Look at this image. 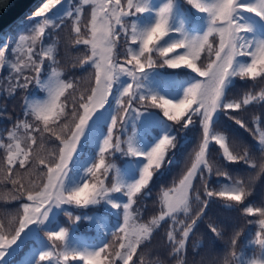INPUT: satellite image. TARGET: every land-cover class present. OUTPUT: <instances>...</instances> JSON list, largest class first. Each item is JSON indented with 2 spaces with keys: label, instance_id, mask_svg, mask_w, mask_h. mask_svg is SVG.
<instances>
[{
  "label": "snow or ice",
  "instance_id": "6c2138e0",
  "mask_svg": "<svg viewBox=\"0 0 264 264\" xmlns=\"http://www.w3.org/2000/svg\"><path fill=\"white\" fill-rule=\"evenodd\" d=\"M65 2L46 0L34 12L39 19L31 29L18 34L11 48L7 40L0 44V70L7 68L13 83L8 91L35 86L45 93L43 99L29 93L22 118L0 137V185L8 187L0 201L18 202L15 214L0 215V264H9L29 240L39 246L23 264H145L144 248L165 224L168 255L175 264H187L190 237L217 198L249 218L255 230L246 243L261 253H238L243 233L236 230L223 264H230L229 257L235 264H264V202L253 206L245 182L214 172L209 162L211 146L226 163L264 172V162L258 165L248 150L230 149L226 126L247 129L243 111L264 104V89L229 99L240 81L264 82V0ZM65 20L71 22L70 46H83L85 53L67 71L58 67V44L49 35L65 27ZM89 68L88 87L81 89L72 75ZM161 69L183 70L189 78L172 94L151 84L164 77ZM261 125L264 120L254 117L253 135L264 153ZM192 129L201 138L190 166L178 183L161 189L156 214L145 220L133 206L151 195L154 177L173 163L178 137ZM118 155L131 158L127 169L115 163ZM213 176L228 183L214 189ZM95 206L115 213L118 223L101 229L114 243L79 246L73 234L80 222L99 226L105 217L76 210ZM61 212L67 227L54 223ZM208 228L222 236L217 226Z\"/></svg>",
  "mask_w": 264,
  "mask_h": 264
},
{
  "label": "trees",
  "instance_id": "16d2710c",
  "mask_svg": "<svg viewBox=\"0 0 264 264\" xmlns=\"http://www.w3.org/2000/svg\"><path fill=\"white\" fill-rule=\"evenodd\" d=\"M70 6H82L81 0H66L65 7ZM60 10L63 11V9ZM35 11L36 9L33 10L31 14L29 13L25 16L23 18L24 21L21 19L23 22L27 21L28 23L26 25V30H18L15 32L14 29L9 35L7 41L9 42L10 48L14 44L17 35L26 33L39 19L34 17L33 14ZM87 16L88 11L86 10L84 18L87 19ZM18 23L19 21L16 24ZM64 24L66 26L61 30H49V35L51 39L58 44V67L64 68L65 71H67V65L69 62L75 61L77 57H83L85 53L83 46H81L79 51L74 50L70 46L71 22L65 20ZM47 42L50 41L46 38V43ZM47 65L48 62L46 61V70ZM159 71L165 75L163 78L157 77L156 80L152 81V86L164 87L172 94L177 93L183 83L189 78L186 74H182L183 70L180 72H174V70L161 69ZM91 76V68H89L88 71L77 69L74 70L72 79L78 81V86L83 89L88 87V81L91 79ZM7 77L8 69L5 68L0 70V137H6L7 132L13 129L14 123L22 118L24 100L28 97L29 93L38 99H43L45 96V93L37 89L35 86L29 87L27 91L18 90L13 95L8 91L13 87V83L7 79ZM261 89H264V82L240 81L237 87L229 93V99H239L247 92L255 94ZM254 117H260L264 120V104L259 102L254 103L243 111L242 118L247 125V129L240 128L238 125H235L234 122H228L226 126L229 129L228 137L230 149L238 154H242L245 149L248 150L252 158L259 165L261 162H264V153H261L257 149V141L253 135ZM261 127H264V125H261ZM152 135H155V130ZM200 138V133L196 129H192L187 133H182L181 137H178L180 143L174 150V153H172L173 163L170 166H166L162 170V174H157L154 177L153 183L149 186L151 189V195L147 197L141 196L138 198L136 205L133 206L134 211H139L144 214L145 220L156 214L158 208L157 198L160 195L161 189L167 188L173 183H178L184 171L190 166L194 158V152L198 149ZM3 155V151H0V163H2ZM130 160L131 158H125L118 155L115 159V163L118 166L127 169ZM209 162L213 165L214 172L219 169L222 172H227L232 181L243 180L252 192V195L248 197V200L252 202L253 206H260L261 203L264 202V172H260L259 167L252 169L243 162L231 164L226 163L221 159L220 151L211 146ZM225 183H228V181L223 176H213L209 181L210 186L217 190L222 188ZM7 192L8 187L0 185V194H5ZM116 195L119 196V194ZM229 203L231 202L217 198L207 211L206 217L198 223L196 230L190 237L186 257L187 264H223L225 256H227L230 251V238L236 230H241L243 233L237 243L236 251L238 253L243 251L246 258L252 257L253 254L257 256L261 255L258 248L254 249L246 243L250 233L255 230V226L247 223V219L249 218H246L242 212L227 207ZM193 207L195 208L196 205L194 204ZM17 208L18 202L0 201V215H6L9 213L15 214ZM81 213H87L91 216H104L105 218L101 221L99 226H94L86 220L81 221L79 227L73 234V242L75 244L82 247H91L101 244L105 240L109 243H114L113 238L108 235L107 230L102 231L101 229L104 228L105 225H107L108 228H111L118 223L115 213L106 214L101 206L76 210V214ZM54 223H59L67 227L69 226L70 221L68 220V217L61 212L55 218ZM210 224L217 226L221 230V237L216 238L209 232L208 226ZM166 228L167 224H165L154 235L152 242L144 248L142 255L144 256L145 264H175V260L168 255L169 249L168 245L165 243ZM41 236L43 237L44 234L41 233ZM38 246V242L35 240L27 241L17 253L8 258L9 264H23L29 251ZM229 259L230 264H235L234 261H231L230 257Z\"/></svg>",
  "mask_w": 264,
  "mask_h": 264
},
{
  "label": "water",
  "instance_id": "95a60500",
  "mask_svg": "<svg viewBox=\"0 0 264 264\" xmlns=\"http://www.w3.org/2000/svg\"><path fill=\"white\" fill-rule=\"evenodd\" d=\"M42 0H0V32H8Z\"/></svg>",
  "mask_w": 264,
  "mask_h": 264
},
{
  "label": "rangeland",
  "instance_id": "374dc122",
  "mask_svg": "<svg viewBox=\"0 0 264 264\" xmlns=\"http://www.w3.org/2000/svg\"><path fill=\"white\" fill-rule=\"evenodd\" d=\"M46 2V0H42L40 3H39V5L36 7V8H34V9H32V11L33 10H35L36 9V11L37 10H39V8L43 5V3H45ZM31 11V12H32ZM31 12H30V14H31ZM29 14V13H28ZM27 14V15H28ZM27 15H25V16H27ZM24 16V17H25ZM23 17V18H24ZM23 18H22V20H23ZM21 19L19 20V23L18 24H16V25H14L13 27H11L10 29H9V31L8 32H4L3 34H0V44H3V43H5L6 42V40L9 38V35L14 31V29H15V32L16 31H18V30H26L27 29V27H26V25L28 24L27 23V21H25V22H23ZM22 21V22H21ZM2 35V36H1Z\"/></svg>",
  "mask_w": 264,
  "mask_h": 264
},
{
  "label": "bare ground",
  "instance_id": "6f19581e",
  "mask_svg": "<svg viewBox=\"0 0 264 264\" xmlns=\"http://www.w3.org/2000/svg\"><path fill=\"white\" fill-rule=\"evenodd\" d=\"M0 34H2V32H0ZM2 36V35H1Z\"/></svg>",
  "mask_w": 264,
  "mask_h": 264
}]
</instances>
